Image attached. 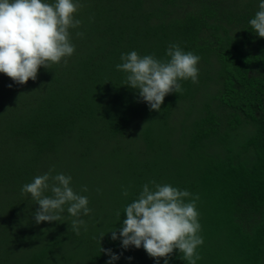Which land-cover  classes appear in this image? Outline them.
<instances>
[{"label":"trees","instance_id":"trees-1","mask_svg":"<svg viewBox=\"0 0 264 264\" xmlns=\"http://www.w3.org/2000/svg\"><path fill=\"white\" fill-rule=\"evenodd\" d=\"M79 2L66 65L25 85L0 73V264H106L101 248L114 264H157L110 233L151 181L199 196L197 264H264V38L249 24L261 0ZM170 44L200 57L198 83L152 111L116 65L132 51L166 60ZM50 169L89 200L78 235L67 206L37 224L21 192Z\"/></svg>","mask_w":264,"mask_h":264},{"label":"clouds","instance_id":"clouds-1","mask_svg":"<svg viewBox=\"0 0 264 264\" xmlns=\"http://www.w3.org/2000/svg\"><path fill=\"white\" fill-rule=\"evenodd\" d=\"M81 7L79 0H55L54 3L0 0V73L16 84L25 85L29 80L36 81L41 67L48 70L61 62L66 65L75 52L70 29L80 26L81 21L75 14ZM249 24L264 38V0ZM166 56L168 59L161 60L132 51L122 54V62L116 65L117 70L126 74L127 86L136 90L140 100L152 111H160L167 95L183 91L180 81L190 79L193 84L198 83V55L185 52L178 44H170ZM53 170L34 177L31 183L22 186L21 192L30 194L39 205L33 213L37 224L60 221L67 206V213L73 217L71 227L78 235L80 227L85 225L80 217L91 212L89 200L71 187V176L52 175ZM150 183L151 187L144 184L138 198L126 206V219L119 230L110 232L111 239H120L125 250L143 247L157 264L159 258L168 264L174 250H179L188 264H197L201 259L197 249L204 243L199 235L201 225L196 206L199 196L170 184ZM123 195L127 196L128 191L124 190ZM102 239L103 236L100 244ZM101 252L109 256L106 264H114L120 258L111 249L101 248Z\"/></svg>","mask_w":264,"mask_h":264},{"label":"rangeland","instance_id":"rangeland-1","mask_svg":"<svg viewBox=\"0 0 264 264\" xmlns=\"http://www.w3.org/2000/svg\"><path fill=\"white\" fill-rule=\"evenodd\" d=\"M75 18L77 19L78 17L75 15Z\"/></svg>","mask_w":264,"mask_h":264}]
</instances>
